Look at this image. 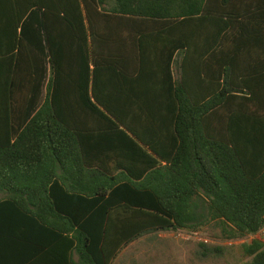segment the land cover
<instances>
[{"label":"trees","instance_id":"trees-1","mask_svg":"<svg viewBox=\"0 0 264 264\" xmlns=\"http://www.w3.org/2000/svg\"><path fill=\"white\" fill-rule=\"evenodd\" d=\"M159 36L158 61L181 53L162 109L122 86ZM107 135L116 168L91 163L90 137ZM0 195L3 264H124L132 243L211 223L225 240L258 233L264 0H0Z\"/></svg>","mask_w":264,"mask_h":264},{"label":"crops","instance_id":"crops-1","mask_svg":"<svg viewBox=\"0 0 264 264\" xmlns=\"http://www.w3.org/2000/svg\"><path fill=\"white\" fill-rule=\"evenodd\" d=\"M108 7V6H107ZM168 45L167 40L165 38H162L159 36L153 43L149 44L152 48L151 54H152V61H150L146 68L143 66L140 67L139 70L133 71L132 67L135 64V61H128V63L131 62V67L128 66L129 71H127V76H130V78H125L123 83V88L130 93V98L128 100L134 101V96H132V91L140 90V93H142V96L140 95V99L144 102H153L155 105H159V107H164V105L168 104V102L172 101V89H171V83L168 80L167 74L171 73V77L174 79L178 78L179 73V64H180V56L181 53L179 51L175 52L173 55V61L169 64L168 62H160L158 61L159 56H165L164 47ZM167 56V55H166ZM142 70V73H141ZM140 73V78H139ZM173 74V76H172ZM138 76V78H136ZM142 76V77H141ZM139 81L135 82L134 80ZM102 88L107 90L108 92L114 90L115 86L112 80H107L104 85H102ZM109 136V137H108ZM90 155L93 156L91 163L94 165L100 164V167L103 168H116L117 166V160H114L113 157L115 156V152H112L113 148V136L107 135V137H103V141H98L99 137H90ZM105 138V139H104ZM160 140L158 143L160 144L162 149H168V141L173 143L174 140H176V137L174 135V131L171 130L170 133H165L160 135ZM99 143V144H98ZM98 148V149H97ZM145 152L147 154H152L150 149L148 147H145ZM99 153L100 156L98 158H94V155H97ZM118 153V152H116ZM98 161V162H97ZM92 165V167H95ZM164 165V163H162ZM219 231V230H218ZM220 232V231H219ZM162 233V232H161ZM261 237H264V235H261L259 232L253 235L251 238L253 239L250 243H238L237 250L238 253L236 255H228L227 248L224 247V251L220 252L219 254H216L215 256H201L199 253H196V251L193 253L194 255V263L191 262V264H247L251 258H248L244 254L243 246H249V245H257L260 246L261 249H264V241H262ZM148 238L142 239L140 242L144 241L145 245L147 246H154L155 241L149 242L147 240ZM242 240V239H241ZM206 242V241H204ZM136 243L130 244L127 248H125L120 255L133 246ZM228 246V245H227ZM231 246V245H230ZM222 247V246H220ZM157 250V249H156ZM119 255V256H120ZM163 256V253H161ZM161 256V257H162ZM1 257V255H0ZM160 258L157 257V261ZM165 260L162 261L161 264H175L174 261L169 260V258H164ZM152 262V261H149ZM147 262V264L149 263ZM0 264H3V259L0 258Z\"/></svg>","mask_w":264,"mask_h":264},{"label":"rangeland","instance_id":"rangeland-1","mask_svg":"<svg viewBox=\"0 0 264 264\" xmlns=\"http://www.w3.org/2000/svg\"><path fill=\"white\" fill-rule=\"evenodd\" d=\"M49 76V68L47 66L38 105L43 101ZM0 198H2V195H0ZM251 237L247 236L237 241L225 240L216 226L211 223L201 227L194 233L186 231L159 233L155 239L154 246L145 245V240L136 243L125 250L119 256V260L124 264H147L149 261L152 262L148 264H161L165 260L164 258L167 257L169 260L174 261L175 264H191L192 261L194 263L193 253L197 250V243L199 242L206 241L209 245L226 247L228 255H236L238 250L237 246L234 245L242 242L250 243L253 240ZM261 239L264 241V237H261ZM161 253H163V256ZM157 257L160 258L158 261L156 260Z\"/></svg>","mask_w":264,"mask_h":264},{"label":"built area","instance_id":"built-area-1","mask_svg":"<svg viewBox=\"0 0 264 264\" xmlns=\"http://www.w3.org/2000/svg\"><path fill=\"white\" fill-rule=\"evenodd\" d=\"M259 233H260L261 235H264V227H262V228L260 229Z\"/></svg>","mask_w":264,"mask_h":264}]
</instances>
